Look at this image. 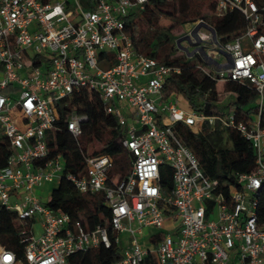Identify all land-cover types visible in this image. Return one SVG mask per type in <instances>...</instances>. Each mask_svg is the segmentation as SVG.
Here are the masks:
<instances>
[{"label": "built area", "instance_id": "2783aa9c", "mask_svg": "<svg viewBox=\"0 0 264 264\" xmlns=\"http://www.w3.org/2000/svg\"><path fill=\"white\" fill-rule=\"evenodd\" d=\"M80 1L0 0V208L16 222L23 251L18 261L0 242V264H69L72 254L119 244L123 232L131 239L113 264H264V227L256 214L264 187V0H215V16L237 10L245 20L230 41L220 42L202 20L205 27L194 31L197 20L185 31L191 38L186 48L175 40L187 57L202 55L209 71L203 70L217 82L252 87L256 111L245 116L232 107L212 115L183 109L177 96L165 95L167 78L180 69L135 52L125 29L127 17L144 10L147 0H85V7ZM220 55L227 60L219 63ZM83 89L95 93L104 113L123 128L130 169L113 178L111 156L85 155L83 174L66 179L80 193L102 194L113 239L35 193L57 172L58 182L62 178V156L50 157L47 147L50 133L56 140L59 131L56 103ZM85 120L70 111L66 130L79 137ZM175 123L193 132L204 125L237 131L254 149V169L222 187L201 171L172 130ZM163 164L172 171L169 195L159 182ZM169 208L173 234L163 230ZM149 227L160 232L158 242L142 247L136 234Z\"/></svg>", "mask_w": 264, "mask_h": 264}, {"label": "trees", "instance_id": "16d2710c", "mask_svg": "<svg viewBox=\"0 0 264 264\" xmlns=\"http://www.w3.org/2000/svg\"><path fill=\"white\" fill-rule=\"evenodd\" d=\"M215 4V0H147L144 10L130 14L125 21V29L132 39L135 52L180 69L178 74L167 78L165 95L182 96L193 111H202L206 115L218 113L221 99L217 81L210 72H205L208 68L200 64L205 63L200 55L187 57L178 53L175 32L188 21L208 18L220 42L232 40L244 30L245 20L237 10L215 16ZM223 91L231 95L229 108H237L244 116L255 113L256 93L246 82L226 81ZM247 105L248 110L245 108ZM56 106L59 119L55 126L59 131L56 140L50 133L47 147L50 157L56 153L62 156L63 171L62 178L50 193L47 205L61 210L73 220L81 221L90 229L96 226L105 228L110 239H113L115 233L110 225L111 211L104 204L102 194L78 192L66 175L83 174L85 155L106 154L113 159L111 176L124 177L130 169V156L121 144L123 128L118 126L114 117L104 113L98 96L84 89L60 100ZM72 110L86 117L79 137H73L66 130L67 115ZM172 130L195 156L201 171L209 178L218 180L222 187L232 184L237 173H249L254 169L255 153L251 143L233 129H220L216 125L213 131H208L207 125H204L202 131L193 132L186 125L175 123ZM223 139H226V143ZM159 182L162 193L169 195L172 171L168 165L160 167ZM170 210L166 209L165 212L169 213ZM256 214L258 226L264 227V187L257 198ZM16 231L17 225L12 215L0 208V242L16 254L18 261H23L22 244ZM121 252L119 244H112L110 248L99 246L72 254L68 262L113 264L121 258Z\"/></svg>", "mask_w": 264, "mask_h": 264}, {"label": "rangeland", "instance_id": "374dc122", "mask_svg": "<svg viewBox=\"0 0 264 264\" xmlns=\"http://www.w3.org/2000/svg\"><path fill=\"white\" fill-rule=\"evenodd\" d=\"M80 4L85 7V0H82L80 1ZM202 20L204 23H210V20L208 18H205V19H200ZM198 19V21H200ZM194 21H197V20H191V21H188L186 23H184V26H179L175 32L176 36H177V39L183 37L185 35V31L189 30L192 28V22ZM166 24H169V21H166ZM202 31V28L200 29ZM203 32H206V30H203ZM195 45V44H194ZM193 44L189 45V49H188V52L191 53L192 52V48L194 46ZM181 46L184 48H186L188 46V42L186 40H181ZM178 53L182 54V52H179ZM202 57V55H201ZM202 59L205 61L204 57H202ZM227 59L224 55H220L217 57V61L219 63H223L225 62ZM111 64H114L113 61L111 62ZM202 65V67L204 68H208L207 65L204 63V62H201L200 63ZM104 68V67H103ZM217 91H218V94L220 96V99L221 101L219 102V106H218V113H227L228 110H229V100L231 99V95L227 94V93H224L223 91V83L222 82H217ZM177 101H178V106H180L181 108L183 109H188V104L187 102L185 101V99L182 97V96H177ZM247 106H245V108H247ZM46 136H49V135H46ZM223 142L226 143V139H223ZM90 151V149H89ZM59 176V172H57L55 174V177L53 178V180L51 182H45L44 184H42L40 187L36 188L35 189V193L41 198V201L46 203L48 200H49V197H50V193L51 191L57 186V183H58V179L57 177ZM144 234L145 233H152V232H155L157 231V229L155 228H152V229H144ZM136 237H137V241H138V244L140 246H145L147 245V237H143L139 234H136ZM128 240H129V234L128 232H123L120 234V237H119V245L120 247L123 249L127 246V243H128Z\"/></svg>", "mask_w": 264, "mask_h": 264}, {"label": "crops", "instance_id": "0c3cea01", "mask_svg": "<svg viewBox=\"0 0 264 264\" xmlns=\"http://www.w3.org/2000/svg\"><path fill=\"white\" fill-rule=\"evenodd\" d=\"M169 214L171 216L167 215L165 217L163 230L173 234V233H175V229L172 227V226H174V217L172 215V211H170ZM144 229H152V228H150V227L149 228H143L141 230V233L139 235H141L143 237H147L146 238L147 239V245L142 246V247H153V246H155L157 244V242H158L160 232L157 230V231L152 232V233H148V234L145 233L144 234V231H143ZM130 239H131V235L129 234V240ZM129 240H128V242H129ZM127 245H128V243H127Z\"/></svg>", "mask_w": 264, "mask_h": 264}, {"label": "water", "instance_id": "95a60500", "mask_svg": "<svg viewBox=\"0 0 264 264\" xmlns=\"http://www.w3.org/2000/svg\"><path fill=\"white\" fill-rule=\"evenodd\" d=\"M206 25L200 20L196 23V25L194 26V31L199 30L200 27H205ZM181 40H186L188 43H191V38L190 36H184L178 39L177 41V45H180ZM188 57H191V54L188 55Z\"/></svg>", "mask_w": 264, "mask_h": 264}]
</instances>
